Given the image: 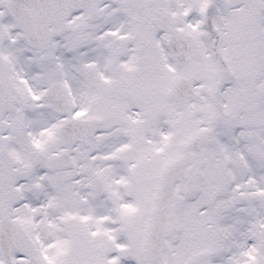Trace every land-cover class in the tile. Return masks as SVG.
Returning a JSON list of instances; mask_svg holds the SVG:
<instances>
[{"label":"snow or ice","instance_id":"obj_1","mask_svg":"<svg viewBox=\"0 0 264 264\" xmlns=\"http://www.w3.org/2000/svg\"><path fill=\"white\" fill-rule=\"evenodd\" d=\"M0 264H264V0H0Z\"/></svg>","mask_w":264,"mask_h":264}]
</instances>
